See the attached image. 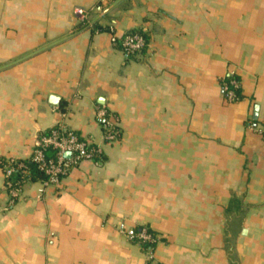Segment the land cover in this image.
<instances>
[{
	"label": "crops",
	"instance_id": "1",
	"mask_svg": "<svg viewBox=\"0 0 264 264\" xmlns=\"http://www.w3.org/2000/svg\"><path fill=\"white\" fill-rule=\"evenodd\" d=\"M116 1L0 0V264H148L123 234L144 226L156 264H264V0ZM98 23L143 29L146 50ZM102 108L121 131L103 161L9 208L1 161L61 123L101 144Z\"/></svg>",
	"mask_w": 264,
	"mask_h": 264
},
{
	"label": "built area",
	"instance_id": "2",
	"mask_svg": "<svg viewBox=\"0 0 264 264\" xmlns=\"http://www.w3.org/2000/svg\"><path fill=\"white\" fill-rule=\"evenodd\" d=\"M94 10V8L88 11L77 9L75 14L79 20L86 21L89 20V16ZM110 34L112 44L121 47L127 57H134L142 53L148 46L145 37L137 31L119 35L111 26ZM241 88V82L234 74H230L222 80L223 92L230 102L240 100L238 91ZM98 117L102 121L103 142L101 144L83 139L65 123L58 124L48 134H42L38 138L37 146L30 161L45 176L39 181L41 183L40 194H44L49 187H60L69 172L82 163L86 161L101 163L103 161L105 144L114 143L119 139V121L105 108L100 109ZM260 133L264 138V128L260 130ZM1 166L4 172V189L9 198V208H14L24 199L25 185L30 182L25 177L30 175V171L25 161L18 159L2 160ZM17 171L24 174L23 179H14ZM123 234L130 241L142 247L148 257V264H156L155 251L158 239L149 227L131 228L124 231Z\"/></svg>",
	"mask_w": 264,
	"mask_h": 264
},
{
	"label": "trees",
	"instance_id": "3",
	"mask_svg": "<svg viewBox=\"0 0 264 264\" xmlns=\"http://www.w3.org/2000/svg\"><path fill=\"white\" fill-rule=\"evenodd\" d=\"M113 27V26H112ZM95 29H97L98 31H102V32H110V29H111V26H108V25H105V24H103V23H98V24H96L95 25V27H94ZM135 30H133V31H130V32H134ZM137 32H139V33H141L144 37H145V39H146V41H147V43H149V41H150V38H149V36H148V34H147V32H145L143 29H139V30H136ZM127 33H129V32H127ZM118 48H120L121 49V47H118ZM237 78V77H236ZM238 79V78H237ZM239 80V79H238ZM238 96L240 97V99H241V89L238 91ZM119 131H120V127H119ZM50 131H46L44 134H48ZM121 137V131H120V136H119V138ZM50 155H52L51 153H49ZM23 161H25V163H26V165H27V167H28V170L30 171V175L29 176H26L25 178L27 179H29L30 180V182H39L41 179H44L45 178V176L41 173V172H39V170L37 169V166L34 164V163H32L31 161H30V159L29 160H23ZM23 176H24V174L21 172V171H17L16 173H15V175H14V179L15 180H20V179H23ZM151 230V232L152 233H154L153 231H152V229H150Z\"/></svg>",
	"mask_w": 264,
	"mask_h": 264
},
{
	"label": "rangeland",
	"instance_id": "4",
	"mask_svg": "<svg viewBox=\"0 0 264 264\" xmlns=\"http://www.w3.org/2000/svg\"><path fill=\"white\" fill-rule=\"evenodd\" d=\"M109 1V0H108ZM107 5H108V3L106 4V7H107ZM95 10L91 13V15L89 16L90 18H89V20H86V21H82V20H79L78 19V17L76 16V14H75V19H76V21L78 22V24H79V26H81L82 27V25H84V24H88L93 18H99V17H101V15L99 14V12H98V7L97 6H95V7H93ZM92 9V8H91ZM88 10H90V9H87V11ZM76 11V10H75ZM74 11V12H75ZM98 13V14H97ZM102 18H100L99 20H101ZM95 23H97V21L95 22Z\"/></svg>",
	"mask_w": 264,
	"mask_h": 264
},
{
	"label": "water",
	"instance_id": "5",
	"mask_svg": "<svg viewBox=\"0 0 264 264\" xmlns=\"http://www.w3.org/2000/svg\"><path fill=\"white\" fill-rule=\"evenodd\" d=\"M121 1H122V0H117L113 6L117 5V4L120 3ZM107 12H108V10L104 13L103 16L97 18L94 22H96V21H98L100 18L104 17V16L106 15ZM50 101H51L52 104H54V105H58V98H57V97H54V96H53V97L50 99ZM68 156H70V155L68 154Z\"/></svg>",
	"mask_w": 264,
	"mask_h": 264
}]
</instances>
